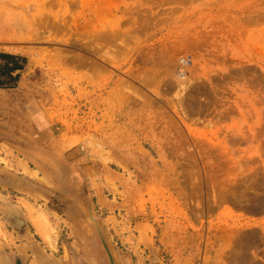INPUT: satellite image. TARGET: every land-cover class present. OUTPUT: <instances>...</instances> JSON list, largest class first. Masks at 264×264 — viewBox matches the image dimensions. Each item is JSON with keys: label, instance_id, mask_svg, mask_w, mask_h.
<instances>
[{"label": "rangeland", "instance_id": "rangeland-1", "mask_svg": "<svg viewBox=\"0 0 264 264\" xmlns=\"http://www.w3.org/2000/svg\"><path fill=\"white\" fill-rule=\"evenodd\" d=\"M2 51L0 264H264V0H0Z\"/></svg>", "mask_w": 264, "mask_h": 264}, {"label": "flooded vegetation", "instance_id": "flooded-vegetation-1", "mask_svg": "<svg viewBox=\"0 0 264 264\" xmlns=\"http://www.w3.org/2000/svg\"><path fill=\"white\" fill-rule=\"evenodd\" d=\"M4 62H2L0 65H4V64H9L11 66L12 62L7 61L6 59ZM18 64H22L20 62H17ZM23 66L21 68H16L14 70H12L10 72L11 75L7 74V73H2L0 74V80L3 81V86H0V90H4V89H15L16 86L18 85V83L21 80V74H22V70ZM15 76V79H14ZM14 264H18V260L15 261L14 259ZM21 264V263H20Z\"/></svg>", "mask_w": 264, "mask_h": 264}, {"label": "trees", "instance_id": "trees-1", "mask_svg": "<svg viewBox=\"0 0 264 264\" xmlns=\"http://www.w3.org/2000/svg\"><path fill=\"white\" fill-rule=\"evenodd\" d=\"M18 57L19 56H15V55H11V54H7V53H0V58H4V59H10L12 62L11 66L9 64H4V65H0V74L2 73H7L9 75L10 72L16 68H21L22 67V64H18L17 63V60H18ZM21 59H24L23 57H19ZM14 79H15V76H14ZM3 81L0 80V86H3Z\"/></svg>", "mask_w": 264, "mask_h": 264}, {"label": "crops", "instance_id": "crops-1", "mask_svg": "<svg viewBox=\"0 0 264 264\" xmlns=\"http://www.w3.org/2000/svg\"><path fill=\"white\" fill-rule=\"evenodd\" d=\"M2 53H7V54H11V55H15V56H19V57H23V56H20V55H18L16 52H10V51H2ZM18 57V60H17V62H20V63H22V66H23V69H24V67H25V63H23L22 61H21V58H19ZM4 59V58H3ZM2 59V62H4L5 60H3ZM8 59V58H7ZM9 61H11L10 59H8ZM7 60V61H8ZM1 63V62H0ZM22 69V70H23ZM4 120H3V118H1L0 117V145L2 144V145H4V143H6L7 144V142L5 141V140H2V138H3V136H5L4 135V133L2 132V128H4V122H3Z\"/></svg>", "mask_w": 264, "mask_h": 264}, {"label": "bare ground", "instance_id": "bare-ground-1", "mask_svg": "<svg viewBox=\"0 0 264 264\" xmlns=\"http://www.w3.org/2000/svg\"><path fill=\"white\" fill-rule=\"evenodd\" d=\"M92 221H93V220H92ZM37 224H38V223H37ZM39 225H40V224H39ZM38 227H40V226H38ZM38 227H37V228H38ZM38 229H40V228H38ZM43 234H44V233H43Z\"/></svg>", "mask_w": 264, "mask_h": 264}]
</instances>
